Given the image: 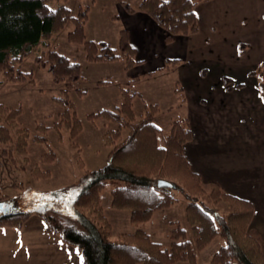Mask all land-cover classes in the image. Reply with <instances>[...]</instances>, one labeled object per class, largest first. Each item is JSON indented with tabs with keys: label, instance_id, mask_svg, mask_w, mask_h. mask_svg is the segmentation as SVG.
<instances>
[{
	"label": "trees",
	"instance_id": "obj_1",
	"mask_svg": "<svg viewBox=\"0 0 264 264\" xmlns=\"http://www.w3.org/2000/svg\"><path fill=\"white\" fill-rule=\"evenodd\" d=\"M49 1L0 0V72L5 78L33 82L31 72L22 71L18 65L37 44L48 39L67 21L73 23V29L67 34L68 41L82 44L87 60L114 61L121 58L125 70L137 63L126 29L119 31L115 48L105 41L87 40L83 30L87 11L79 10L77 15H72L68 7L52 8ZM199 1L140 0L135 8L127 3H123V8L129 13L140 11L147 14L163 30L165 43H170L177 35L197 31L194 11ZM42 57L37 56L36 61ZM44 59L53 81L65 82L61 96L54 97L62 110L53 127L64 126L69 129L71 137H75L81 125L67 92L80 77L79 64L55 49L49 50ZM177 61L165 58L163 66L157 70L167 69ZM150 74L146 72L144 76ZM132 80L137 81L138 76ZM120 91L122 100L118 106L88 115L90 120L103 119L115 125L102 136L104 143L111 146L108 161L98 169L85 170L75 182L58 189L40 192L26 188L24 194L15 199L16 210L0 213V228H21L29 216L36 214L50 231L79 251L82 264H197V252L217 236L224 244L212 254L209 264H264L259 239L248 230L253 212L251 203L225 192L215 182L205 188L199 175L189 168L182 149L190 138L186 119L173 120L163 142L159 143L161 128L153 120L157 104H149L136 120L132 107L136 92L128 88ZM174 92L180 94L178 85H175ZM17 112L0 103V114L4 117H13ZM123 128H127V134L118 141ZM47 130L48 126L37 124L38 134L34 135V140L44 141ZM7 132L5 126H0V140L6 139ZM45 155L42 156L44 161L48 160ZM37 174L47 176L48 172ZM158 179L171 182L174 188L182 189L189 197L185 217L194 243L176 220L170 222L166 245L154 240L141 227L110 238V224L100 196L107 182L117 181L110 190V207L129 211L130 220L142 224L154 212L175 202V197L169 193L172 188L158 187ZM0 200L7 202L6 198ZM219 202L227 203L230 210L221 214L217 211L210 213L208 205L215 207Z\"/></svg>",
	"mask_w": 264,
	"mask_h": 264
},
{
	"label": "crops",
	"instance_id": "obj_2",
	"mask_svg": "<svg viewBox=\"0 0 264 264\" xmlns=\"http://www.w3.org/2000/svg\"><path fill=\"white\" fill-rule=\"evenodd\" d=\"M194 12L197 31L165 43L163 30L151 17L125 11L132 18L125 29L137 60L126 76H138L139 82L163 71L157 68L165 58L178 60L167 69L176 76L174 87L180 88L178 116L190 130L182 148L189 168L204 185L215 182L251 203L248 230L264 253V0H203ZM146 72L151 74L144 76ZM163 210L152 217L162 216ZM115 213L129 223L126 212ZM169 229L163 227V236ZM0 239V264H82L79 251L36 214L21 228H0ZM213 241L197 252V264H209L217 246Z\"/></svg>",
	"mask_w": 264,
	"mask_h": 264
},
{
	"label": "rangeland",
	"instance_id": "obj_3",
	"mask_svg": "<svg viewBox=\"0 0 264 264\" xmlns=\"http://www.w3.org/2000/svg\"><path fill=\"white\" fill-rule=\"evenodd\" d=\"M139 1L50 0L49 5L52 8L64 5L72 15H77L79 10L85 9V38L95 42L105 41L115 48L119 31L125 29L132 20L123 15V3L135 8ZM72 29L73 23L67 21L61 29L37 44L21 60L18 68L31 72L33 82L29 79L10 81L0 72V103L18 111L13 117L0 114V126H5L8 130L6 139L0 140V199L6 198L11 210L15 208V199L22 196L26 188L31 187L40 192L58 189L75 182L85 170L98 169L108 161L111 146L104 143L102 136L106 130L115 128V125L103 119L90 120L88 115L103 108L113 109L118 106L122 100L121 88L136 92L132 99L136 120L144 113L145 107L157 104L158 110L153 120L161 128L159 143L163 142L169 132L171 121L179 118L178 115L181 114L176 108L179 97L174 92L176 76L171 69H162L160 73L145 77L139 82L134 81L126 76L127 70L124 69L121 58L114 61L87 60L83 45L67 39V34ZM51 49L57 50L68 60L77 62L80 67L79 79L67 92L81 125L75 137H71L69 129L64 126L59 129L53 127L54 123L59 121V113L62 110V106L54 97L61 96L65 82H54L49 66L44 62V57ZM37 56L43 57L36 61ZM39 123L48 126L42 142L34 140V135L38 134L36 125ZM127 131V128L121 130L118 141L126 136ZM43 155L48 160L44 161ZM41 172L48 174H37ZM116 184L117 181H108L100 191L103 212L110 224V238H116L123 233L121 230L128 231L131 224L141 226L140 223H133L130 218L128 223L122 213H115L126 212L124 214L128 218L129 211L110 207V190ZM204 187L208 188L209 185ZM169 193L175 197L172 207L162 209L165 214L152 217L148 223H142V227L151 233L154 240L166 245L168 235L163 236L162 229L164 226L170 228V222L176 220L186 228V236L193 242L184 209L189 197L180 188L173 187L169 189ZM214 206L208 205V211L212 214L215 211L221 214L230 210L225 202ZM219 238L221 237L217 236L213 241V245H217L214 249L220 246L217 243ZM200 254L203 256V252Z\"/></svg>",
	"mask_w": 264,
	"mask_h": 264
},
{
	"label": "water",
	"instance_id": "obj_4",
	"mask_svg": "<svg viewBox=\"0 0 264 264\" xmlns=\"http://www.w3.org/2000/svg\"><path fill=\"white\" fill-rule=\"evenodd\" d=\"M157 186L158 187H164V188H173V187H175L174 184H172L171 182H169V181H167L165 179H158L157 180ZM9 211H11L9 203L0 200V213H7Z\"/></svg>",
	"mask_w": 264,
	"mask_h": 264
}]
</instances>
